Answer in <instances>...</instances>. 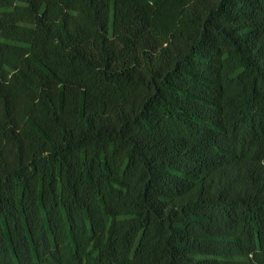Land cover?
Wrapping results in <instances>:
<instances>
[{
  "label": "trees",
  "instance_id": "trees-1",
  "mask_svg": "<svg viewBox=\"0 0 264 264\" xmlns=\"http://www.w3.org/2000/svg\"><path fill=\"white\" fill-rule=\"evenodd\" d=\"M0 264H264V0H0Z\"/></svg>",
  "mask_w": 264,
  "mask_h": 264
}]
</instances>
